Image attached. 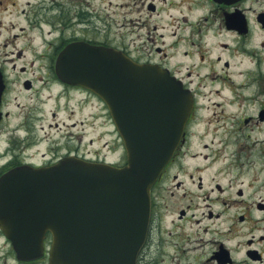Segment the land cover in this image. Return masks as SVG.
Wrapping results in <instances>:
<instances>
[{
  "label": "flooded vegetation",
  "instance_id": "flooded-vegetation-1",
  "mask_svg": "<svg viewBox=\"0 0 264 264\" xmlns=\"http://www.w3.org/2000/svg\"><path fill=\"white\" fill-rule=\"evenodd\" d=\"M112 6L111 0H27L20 10L24 25L6 28L18 30L0 43V177L22 165L48 166L65 156L98 159L92 153L100 152L92 146V123L74 116L73 102L82 107L80 116L97 97L62 82L55 62L69 43L112 46L137 62L165 68L193 104L183 141L151 188L147 235L137 264H264V199L251 209V197L261 186L238 187L229 202L220 196V183L205 186L211 182L202 174L225 152L185 149L193 125L204 118L199 110L213 107L203 122L214 125V137L229 151L216 168L230 173L260 162L255 156L264 164V0H124ZM116 8L120 18L110 14ZM109 21L124 28L114 38L102 25ZM34 30L41 41L30 36ZM89 30L103 39H94ZM19 38L24 39L19 48L1 49ZM67 111L73 116H65ZM116 140L105 141L109 149L104 152L124 162L121 140ZM261 176L254 184L264 183V166ZM235 205L238 221L249 231L235 234V224L223 223L221 216ZM253 230L263 232L256 236ZM0 264L49 262L46 250L35 259L17 258L0 224Z\"/></svg>",
  "mask_w": 264,
  "mask_h": 264
},
{
  "label": "water",
  "instance_id": "water-1",
  "mask_svg": "<svg viewBox=\"0 0 264 264\" xmlns=\"http://www.w3.org/2000/svg\"><path fill=\"white\" fill-rule=\"evenodd\" d=\"M56 69L106 103L126 164L67 157L46 168L13 169L0 180V220L19 258L38 256L49 230L50 264H136L150 188L181 140L191 99L165 70L110 48L69 44Z\"/></svg>",
  "mask_w": 264,
  "mask_h": 264
},
{
  "label": "rangeland",
  "instance_id": "rangeland-1",
  "mask_svg": "<svg viewBox=\"0 0 264 264\" xmlns=\"http://www.w3.org/2000/svg\"><path fill=\"white\" fill-rule=\"evenodd\" d=\"M27 0H4L3 3L0 5V43L5 40V38L14 35V33L18 30V28H10L6 29L11 24H14L16 27L19 25H24L23 19L25 18L24 15L20 12L21 8H23L25 2ZM112 5L118 4L119 2H124V0H111ZM14 3V4H13ZM130 4V2H127L125 4ZM112 6V7H113ZM114 9V8H113ZM112 10V9H111ZM117 15L115 13H110L114 17H118V15H121L117 11ZM114 11V10H112ZM120 18V17H118ZM103 27H106L108 30L110 37L114 38V36L117 34V31H122L124 28H121L119 26V21L116 26H114L110 21L108 23L102 24ZM78 28V26H75ZM120 27V28H119ZM71 28H67L65 31L66 33L71 32ZM46 30V29H45ZM90 31V30H89ZM92 33L91 31L87 34ZM31 37H34L38 41H41V34L37 31H33L30 33ZM91 36L94 38L95 33H92ZM101 38L98 34L94 39L100 40ZM103 39V38H101ZM23 38H19L18 40H12L7 44L5 47H1L3 51L9 52L10 50H13L15 47L19 48L23 44ZM129 42V41H128ZM118 43V42H117ZM132 45V44H131ZM1 46V45H0ZM78 94L74 96V100L77 99ZM52 100H49V103H46L47 109L51 107L52 103L50 102ZM75 109L74 113L71 111H67L65 113V116H76L81 117L85 116L86 120L91 121L92 125L91 128V138L93 139V148H99L101 147L102 150L106 151L109 149V147H105L103 144L105 141L110 140L114 138L115 134H111L112 126L109 124V120L107 117V113L104 109V107L96 100L91 99V105L89 107H85L83 113L79 116V110H82V107H80L75 101ZM213 107H209L205 110H199L198 114L201 116H204L202 121H199V119L196 121L192 127V136L190 140L187 142V145L185 146L186 152H225L223 154H220L218 156V162L207 168L202 174L205 176L206 180H209L211 184L205 185L208 187H213V182L218 181L220 183V186L223 187V190L220 192V196H223L228 200L229 202L232 201L234 198L235 190L238 187H241L243 190L247 191L249 186H255L260 185L261 187H258L257 193L251 197V209L255 210L254 202L260 199H264V183L260 184L259 181H262V169L264 164L261 162L260 156H255L254 159L260 160L259 161H253L249 166L245 164L243 167L235 168L234 170H231L229 173L226 171V169H218L216 168V165L219 163L221 164L222 158L225 156L227 152H229L226 148L224 150L223 143L220 141L219 138L214 137L215 134L212 132L214 125L208 122H203L206 117H209V114L212 113ZM96 114V115H95ZM89 115V116H88ZM62 116V114L60 115ZM88 116V117H87ZM219 164V165H220ZM260 179V180H259ZM256 180H259L256 184ZM255 187H251L249 190H252ZM262 197V198H261ZM239 206L235 205L233 206L230 211H226L221 216V219L225 225L230 226L235 224L234 232L235 234H239L241 232L244 233V231L248 230L246 227V223L242 225L237 218V215L239 213ZM223 209V208H222ZM247 213V208L244 209ZM256 218L258 217V214L260 212L255 211ZM254 218V217H251ZM249 231V230H248ZM262 230H253V233L257 236L258 234L262 233ZM251 234L246 233L244 237H236L234 238L235 241L245 239L249 237Z\"/></svg>",
  "mask_w": 264,
  "mask_h": 264
}]
</instances>
